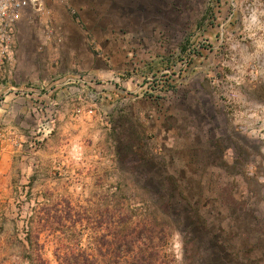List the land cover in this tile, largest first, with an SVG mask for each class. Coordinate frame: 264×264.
Masks as SVG:
<instances>
[{"label":"rangeland","instance_id":"374dc122","mask_svg":"<svg viewBox=\"0 0 264 264\" xmlns=\"http://www.w3.org/2000/svg\"><path fill=\"white\" fill-rule=\"evenodd\" d=\"M175 1L140 74L75 102L94 123L30 144L43 157L0 209V264H127L130 223L162 257L145 264H264V0Z\"/></svg>","mask_w":264,"mask_h":264},{"label":"crops","instance_id":"0c3cea01","mask_svg":"<svg viewBox=\"0 0 264 264\" xmlns=\"http://www.w3.org/2000/svg\"><path fill=\"white\" fill-rule=\"evenodd\" d=\"M175 2L66 0L45 4L43 13L27 10L14 31L13 59L0 66V209L14 202L18 184L43 157L30 153L32 142L94 123L77 118L74 104L85 96L91 107L97 81L140 74L145 35L160 31L161 19L168 25Z\"/></svg>","mask_w":264,"mask_h":264},{"label":"built area","instance_id":"2783aa9c","mask_svg":"<svg viewBox=\"0 0 264 264\" xmlns=\"http://www.w3.org/2000/svg\"><path fill=\"white\" fill-rule=\"evenodd\" d=\"M66 0H0V66L12 61L11 42L18 22L27 10L43 13L47 3H63ZM75 114L80 115L83 110L75 108ZM88 114L93 110L89 109Z\"/></svg>","mask_w":264,"mask_h":264},{"label":"trees","instance_id":"16d2710c","mask_svg":"<svg viewBox=\"0 0 264 264\" xmlns=\"http://www.w3.org/2000/svg\"><path fill=\"white\" fill-rule=\"evenodd\" d=\"M126 151L128 153H132L133 152V146L132 145H128L126 148ZM163 213L164 215H166L168 217V223H173L176 220L174 212L171 211V209L168 208L167 204L164 205L163 208ZM54 222H48L47 223V230L50 229H55L53 228ZM136 223H130L129 226H126L127 228H125V230H127V233L129 235V237H131V240L129 242H127L128 245V254L126 256V262L127 264H145L146 261L149 260H153V259H160L162 258L161 255L159 254V252H155L154 250H152L151 252H149L147 249L143 248L145 246V244H142L143 247L139 246V240L137 235L141 234V231H139V225ZM135 225V226H134ZM134 226V227H133ZM151 230H156L154 228H151ZM117 237V236H116ZM118 238V237H117ZM134 239V240H132ZM148 240H152L151 236H147ZM101 245L104 246L105 244L101 242ZM151 256H154L153 259L151 258ZM42 264H51L49 261L46 260H41ZM55 262L57 264H91L92 262V258L91 255H89L88 253H79V254H74V253H63L62 255H58L56 256V260Z\"/></svg>","mask_w":264,"mask_h":264}]
</instances>
